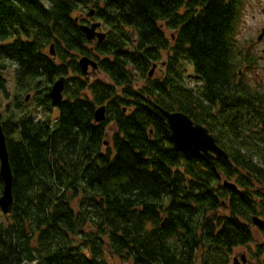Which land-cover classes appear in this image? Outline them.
<instances>
[{
	"label": "trees",
	"instance_id": "obj_1",
	"mask_svg": "<svg viewBox=\"0 0 264 264\" xmlns=\"http://www.w3.org/2000/svg\"><path fill=\"white\" fill-rule=\"evenodd\" d=\"M244 5L0 0V96L14 67L16 88L48 112L21 102L1 118L13 204L0 221V264H108L109 253L131 264H232L233 249L252 242L240 264H264V229L252 222L264 220V89L244 77L256 59L237 38ZM88 19L105 28L102 41L86 39ZM185 62L199 86L184 82ZM154 63L163 73L149 77ZM61 76L52 107L47 92ZM161 107L205 125L227 157L177 145Z\"/></svg>",
	"mask_w": 264,
	"mask_h": 264
},
{
	"label": "water",
	"instance_id": "obj_2",
	"mask_svg": "<svg viewBox=\"0 0 264 264\" xmlns=\"http://www.w3.org/2000/svg\"><path fill=\"white\" fill-rule=\"evenodd\" d=\"M93 15V9H91L87 16ZM101 22H92L89 24H80V29L84 33L87 40L97 39L102 41L105 38V33L97 31L100 28ZM264 37V27L257 36L258 40ZM264 51V50H263ZM50 55H54L53 43L50 45L49 49ZM78 64L82 71L86 73L88 67L96 69V62L91 60L87 56H83L78 60ZM156 63L152 65L148 72V76L151 77L155 70ZM64 77L61 76L56 79L50 86L47 96L50 99L52 107H57L63 100V90H64ZM29 98L26 95L25 100ZM162 114L164 115L166 122L171 131V137L177 145L183 149L189 151L191 154L199 156L203 159L209 160L214 157H227L226 152L221 148L215 137L209 132L208 128L200 123L194 122V120L186 113L178 110H166L160 108ZM105 106H99L94 111V122L99 123L105 119ZM0 177L2 180V191L0 195V209L3 214H9L12 209L13 195H12V184H13V174L9 164V157L7 151L6 136L3 132L2 125L0 123ZM225 186L233 188V184L226 183ZM252 222L255 227L259 229H264V220L258 216H252ZM241 262H245V256L241 255ZM232 264H240L238 257L233 258Z\"/></svg>",
	"mask_w": 264,
	"mask_h": 264
},
{
	"label": "rangeland",
	"instance_id": "obj_3",
	"mask_svg": "<svg viewBox=\"0 0 264 264\" xmlns=\"http://www.w3.org/2000/svg\"><path fill=\"white\" fill-rule=\"evenodd\" d=\"M96 21V20H91ZM90 21V22H91ZM88 24V22H86ZM264 27V0H245V5L243 7L241 17L238 23L237 28V38L239 44L244 49H249L254 56H256L255 63L253 68L245 69L244 68V77L253 85L258 86L261 89H264V38L258 40L257 36L261 32V29ZM101 32H106L105 28L99 29ZM170 32H173V29H170ZM169 33V30H166V34ZM183 77L184 82L189 87L199 86V83L194 79V77H189L193 74L192 67L189 63L185 62L183 65ZM88 71L91 72L90 67ZM92 73V72H91ZM163 73V66L160 63L156 66L153 76H161ZM93 74V73H92ZM3 77L6 79V92L0 96V122L1 118L7 116L8 111H14L16 114L20 113L19 110L15 107L21 104H27L26 109L30 110L34 116H40L42 118L47 116V111L43 106L38 105L33 90L24 91L16 88L15 83V73L14 67H9L8 69L2 72ZM29 95L28 100H23V96ZM9 109V110H8ZM8 110V111H7ZM57 111H52L54 116ZM2 189H0L1 195ZM9 218L2 213L0 209V221L6 223ZM263 239V238H259ZM264 240V239H263ZM254 242L249 245L238 246L233 249L232 256L246 255V258L252 259V254H250L249 248H254ZM250 246V247H249ZM109 253V251H108ZM108 264H131L129 261H122L119 258L113 256L111 253L107 254ZM248 264V263H246Z\"/></svg>",
	"mask_w": 264,
	"mask_h": 264
},
{
	"label": "flooded vegetation",
	"instance_id": "obj_4",
	"mask_svg": "<svg viewBox=\"0 0 264 264\" xmlns=\"http://www.w3.org/2000/svg\"><path fill=\"white\" fill-rule=\"evenodd\" d=\"M89 21H91L90 19L87 20V22L89 23Z\"/></svg>",
	"mask_w": 264,
	"mask_h": 264
}]
</instances>
